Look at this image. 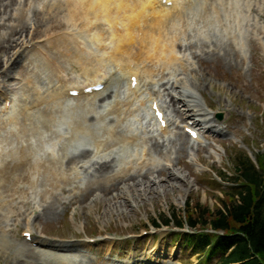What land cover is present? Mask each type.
<instances>
[{"label": "rangeland", "instance_id": "rangeland-1", "mask_svg": "<svg viewBox=\"0 0 264 264\" xmlns=\"http://www.w3.org/2000/svg\"><path fill=\"white\" fill-rule=\"evenodd\" d=\"M48 2L16 0L12 10L0 14V43L21 23L19 18L26 17L28 24V32L13 39L20 51L7 66L14 63L10 70L13 78L4 84L0 79V165L10 159L9 153L16 155L22 146L31 144L28 152L32 161L50 165L51 158L58 159L56 168L70 182L53 189L41 176L43 168L41 174L28 168L20 171L28 172L37 186L29 188L26 181L19 185L27 192L13 201L16 213L0 209L6 216L0 217V264H60L57 256L72 264H132L135 258H152L163 264H199V257L175 237L180 230H154L151 223L174 211L186 216L189 203L219 207L222 189L213 171L229 175L239 149H248L247 153L256 157L264 154V0H176L183 5V18L176 24L181 35L173 38L180 63L175 62L172 68L140 63L137 97L127 92L128 78L118 68L109 71L100 66L93 52H107V42L95 26L81 29L69 24L57 29ZM40 25L43 29L38 31ZM98 25L109 29L103 21ZM69 32L83 49L87 44L94 48L87 56L89 66L67 62L47 47L58 35ZM41 50L49 52L61 66L59 73L53 74L42 64ZM7 59L0 61L1 72ZM93 66L98 68L94 73L97 80L108 82L105 104L61 100L33 109L28 114L34 115L24 118V112L38 103V91L43 96L56 92L60 79L83 84V68ZM149 69L151 72L146 73ZM174 80L177 83L172 88ZM165 88H172V95L193 96L207 115H196L204 122L198 129L201 142L189 139L185 151L179 138L187 135L184 128L188 124L177 121L171 112L170 130L163 135L150 113L148 101L165 100ZM45 107L49 119L37 115ZM22 126L28 130L27 136L21 134ZM110 130L128 138L137 136L138 142L119 140L105 147L104 141L113 139ZM154 144L163 147L162 155L167 159L154 152ZM232 157L234 162L230 163ZM103 164L111 166L109 182L99 176L98 167ZM154 164L165 171L164 176L159 178L154 172L149 181L142 180L139 174L150 173ZM124 170V180L112 181ZM131 177L135 179L129 181ZM2 182L0 176V200L8 201L11 193L3 192ZM116 183L120 190L106 193ZM21 201L30 207L23 208ZM49 207H53L52 216L44 213ZM28 231L33 240L38 238L40 243L46 241L62 249L29 242L23 236ZM92 239L96 243H91ZM220 257L222 254L214 260Z\"/></svg>", "mask_w": 264, "mask_h": 264}, {"label": "bare ground", "instance_id": "bare-ground-1", "mask_svg": "<svg viewBox=\"0 0 264 264\" xmlns=\"http://www.w3.org/2000/svg\"><path fill=\"white\" fill-rule=\"evenodd\" d=\"M47 7L49 9H53V26L58 28H65V25L69 26L71 24L73 27H80L81 29H89L92 26H95L97 29V33L102 37V40H106L107 44V52H103L101 50L98 54L93 52L94 48H92L91 44H87V48H82L79 46L77 38H75L72 33H64L62 35H58L55 38V41H51L49 47L50 50L57 51L63 58H67V62H71L72 60L77 63L84 65V67L89 66L87 56L91 51L93 54H96L98 57V62L101 67H105L109 71L116 70L118 68L125 79L128 78V91L131 97L137 95L136 90L131 89V78L133 76H137L140 74L141 69H139V64L142 63H157L161 65L163 68H169L174 65L175 62L180 63V59L175 54L176 45H174V39H177L181 34L176 32V24L181 21L183 18V5L177 4L176 0H168L174 1L172 8H167L166 5H163L162 0H49ZM16 0H4L0 5V14L2 11L7 12L8 10H12V6ZM177 9V10H176ZM174 12H173V11ZM64 16L63 19L59 17ZM37 17V13H35ZM18 18V17H15ZM105 22L109 25V29L100 28L99 23ZM19 25L17 27H13L10 34L7 38H3L0 43V61L4 57H7V61H4L6 65V69L3 72L0 63V79L2 83H8L10 79L13 78L10 70V67H7L9 62H12L14 57L19 54L18 45L14 44V38L23 37L24 34L28 32L26 17L19 18ZM43 29V26L40 25L38 31ZM170 29H174L173 33H169ZM172 35V38L169 35ZM179 35V36H178ZM18 39V38H17ZM17 43V41H15ZM46 47V48H47ZM11 55V56H10ZM39 57V56H38ZM40 58L43 60V65L46 66L53 74L59 73L61 70V66L55 61V59L49 54V52L41 50ZM3 63V61H2ZM184 65V64H183ZM183 65L181 67H183ZM95 69L97 67L83 68L85 71V82L79 83L74 81H66L64 79H60L59 83L60 87L56 92H50L47 96L40 95L39 91L37 92L38 103L35 104L36 109L41 108L40 106L50 103H58L61 100L67 101H77L82 103L83 105L87 104H95L96 102L105 104L108 100V94L105 95V91L107 90L108 84L106 83V87L104 92L96 93L93 96L84 95L71 98L68 96V92L72 91V88H78L80 86L85 85L86 83H94L98 78L94 75ZM151 70H146V73H150ZM90 75H93L89 77ZM167 76V75H165ZM96 77V78H95ZM130 79V80H129ZM131 81V82H130ZM101 82V81H96ZM171 81L167 83L170 84ZM31 83V82H30ZM177 83L176 80L173 81L172 88H174V84ZM199 84H202L199 80ZM141 82H139V87ZM171 88V89H172ZM170 89V90H171ZM166 90V88H165ZM170 90L167 91V97L165 100H162L164 103V108L172 112V114L176 117V120L181 123L189 124L190 121L193 122V128H202L203 122L196 118V115L201 114L202 117L207 116L205 111L200 108V105L194 103L192 100L193 96L188 93H182L180 96L172 95ZM8 100V99H6ZM158 102L157 99L150 100L149 104L151 107L154 102ZM113 104V103H112ZM183 108L180 109L179 106ZM108 106H111L109 103ZM116 112H121L120 108L114 107ZM182 109L184 111L182 112ZM29 109H27L23 116L26 120L30 119L34 114H28ZM49 109L43 108L38 111L37 115H41L45 119H49L48 116ZM196 118V119H193ZM169 123V122H168ZM170 124V123H169ZM190 127V125L188 126ZM160 128L159 131L161 134L165 135L169 132L170 128ZM21 134L27 136L28 130L25 127H21ZM15 136V133H12ZM110 137L112 140L104 141L105 147L111 145V142L119 141L127 142L128 144H135L138 142L137 136H130V138L125 137L121 134H116L115 131H109ZM189 141L188 135L181 136L179 138V145L182 151L187 149V143ZM31 148V144L24 147L22 146L18 153L15 155L13 153H9L10 159L6 162H3V165H0V176L3 178V192L11 193L7 198L8 201L1 199L0 201V209L7 211L8 213H16L13 201H16L26 194L27 189L25 187H19L23 181H26L27 186L29 188H35L37 186V182L30 178V174L28 172H22L25 168L29 170L36 171L41 174V168H43L41 176L45 183L49 184L53 189L65 185L70 182V179L63 173L60 172L56 168V165L59 163L55 158H51L50 165H45L38 160H31L29 155V150ZM154 152L159 154L162 158V150L163 147L160 148L159 144L153 145ZM142 152H147V149H143ZM50 156V154H49ZM84 155L79 158H83ZM167 159V158H166ZM73 160H70L72 162ZM69 162V163H70ZM182 162V161H181ZM183 163V162H182ZM158 165L154 164L150 168V173L139 174V177L142 180L149 181V176L156 172L158 177H162L165 174L164 170H161L157 167ZM111 166L107 164L100 165L98 167L99 176L103 179L110 181L109 175L111 174ZM132 169V168H131ZM130 169V171H131ZM129 171V172H130ZM121 177H127V171L124 170L123 174L120 177L112 178V181H120L124 180ZM134 177L129 178V181L134 180ZM173 179V176H169V180ZM120 184H112L106 193H110V191H119ZM65 192V191H63ZM105 192V190L103 191ZM14 196H18V198L12 199ZM88 197V194L84 196ZM23 208H29L30 205L28 202H22ZM22 212V211H21ZM46 215H53L54 210L53 207L47 208L44 212ZM0 217L5 219V215L0 213ZM2 231V230H0ZM36 238L33 242H37L42 247L52 246L53 243H47L46 241H39ZM35 255H39V253L32 252ZM6 255V253H4ZM50 255V254H48ZM43 256V254H42ZM53 256V255H50ZM56 259L60 260V264H71L66 263V259L62 257H56ZM132 264H163L161 261L159 262L152 258H141L135 259Z\"/></svg>", "mask_w": 264, "mask_h": 264}, {"label": "trees", "instance_id": "trees-1", "mask_svg": "<svg viewBox=\"0 0 264 264\" xmlns=\"http://www.w3.org/2000/svg\"><path fill=\"white\" fill-rule=\"evenodd\" d=\"M220 177L231 187L222 191L219 207L189 203L185 219L174 211L151 224L188 228L185 243L205 256V264H264V154L254 165L240 152L232 175ZM218 254L222 257L215 261Z\"/></svg>", "mask_w": 264, "mask_h": 264}]
</instances>
